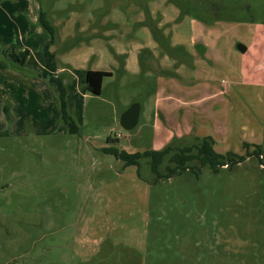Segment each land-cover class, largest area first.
<instances>
[{"label":"rangeland","instance_id":"rangeland-1","mask_svg":"<svg viewBox=\"0 0 264 264\" xmlns=\"http://www.w3.org/2000/svg\"><path fill=\"white\" fill-rule=\"evenodd\" d=\"M196 136L244 158L166 177L105 149ZM0 264H264V0H0Z\"/></svg>","mask_w":264,"mask_h":264},{"label":"trees","instance_id":"trees-1","mask_svg":"<svg viewBox=\"0 0 264 264\" xmlns=\"http://www.w3.org/2000/svg\"><path fill=\"white\" fill-rule=\"evenodd\" d=\"M202 20L203 19H199ZM215 20H218L215 18ZM39 22L41 26L49 33L50 42H53V36L55 32L54 26L49 22L46 18L45 13L40 10L39 12ZM21 55L22 62L27 58L28 51H22ZM45 63L46 66L54 71L55 63L53 54L48 51V45L45 49ZM111 75L110 71L107 70H94L88 69L85 72V88L88 92L92 94H100L102 88V80L104 76ZM62 96V93H61ZM61 114L64 125L67 127L70 133H77L78 126L76 125L74 119L68 114L65 110L64 101H61ZM195 141H192L190 145L179 148L177 145L173 143L179 142L182 137H173L170 142L164 145L161 149H148L145 151H136V152H128L126 150H121L120 152L115 150L112 147H105L107 150L113 151L122 161L125 166L135 165L138 166V160L142 157H149L151 163V169L160 176V172L158 167L163 163L165 159H167L169 164L165 165L166 177H170L172 174L179 172L185 169H196L202 167L204 165H208L212 170H216L218 165L225 164H236L243 160V156L237 155L232 152L228 153H218L214 150L213 144L214 141L210 136L203 137H194ZM109 137L107 138V141ZM116 140V139H115ZM118 152V153H117ZM118 154V155H117ZM197 160L200 164L199 167H195L191 165V161ZM173 163V165H171Z\"/></svg>","mask_w":264,"mask_h":264},{"label":"water","instance_id":"water-1","mask_svg":"<svg viewBox=\"0 0 264 264\" xmlns=\"http://www.w3.org/2000/svg\"><path fill=\"white\" fill-rule=\"evenodd\" d=\"M237 48L240 52H245L246 46L238 43ZM140 105L138 102L132 103L126 110H124L119 117V124L125 130L133 129L139 119Z\"/></svg>","mask_w":264,"mask_h":264},{"label":"built area","instance_id":"built-area-1","mask_svg":"<svg viewBox=\"0 0 264 264\" xmlns=\"http://www.w3.org/2000/svg\"><path fill=\"white\" fill-rule=\"evenodd\" d=\"M260 157H262L261 155H260ZM263 166V165H262Z\"/></svg>","mask_w":264,"mask_h":264}]
</instances>
